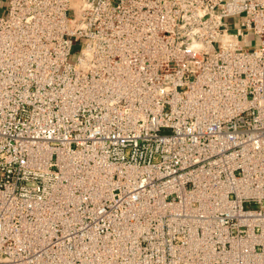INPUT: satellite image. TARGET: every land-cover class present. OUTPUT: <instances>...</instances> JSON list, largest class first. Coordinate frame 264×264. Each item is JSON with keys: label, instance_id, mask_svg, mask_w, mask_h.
Segmentation results:
<instances>
[{"label": "built area", "instance_id": "2783aa9c", "mask_svg": "<svg viewBox=\"0 0 264 264\" xmlns=\"http://www.w3.org/2000/svg\"><path fill=\"white\" fill-rule=\"evenodd\" d=\"M47 245L264 264V0H0V264Z\"/></svg>", "mask_w": 264, "mask_h": 264}, {"label": "rangeland", "instance_id": "374dc122", "mask_svg": "<svg viewBox=\"0 0 264 264\" xmlns=\"http://www.w3.org/2000/svg\"><path fill=\"white\" fill-rule=\"evenodd\" d=\"M79 0H71L72 13L76 14L78 12ZM238 20V18H236ZM259 45V37L252 32L247 35V42L245 44L246 48H255ZM71 60H74L72 58ZM72 248H66L65 254H69ZM63 248L56 247L51 248L47 245V264H66L67 262L62 259ZM63 261V262H62Z\"/></svg>", "mask_w": 264, "mask_h": 264}]
</instances>
